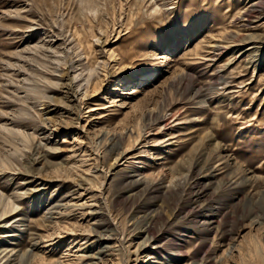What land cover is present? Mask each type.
I'll list each match as a JSON object with an SVG mask.
<instances>
[{
    "label": "rangeland",
    "instance_id": "1",
    "mask_svg": "<svg viewBox=\"0 0 264 264\" xmlns=\"http://www.w3.org/2000/svg\"><path fill=\"white\" fill-rule=\"evenodd\" d=\"M0 264H264V0H0Z\"/></svg>",
    "mask_w": 264,
    "mask_h": 264
}]
</instances>
